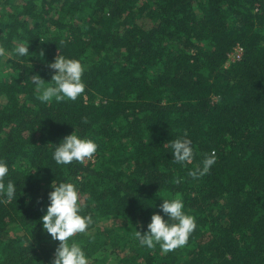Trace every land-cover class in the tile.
<instances>
[{"label": "trees", "instance_id": "16d2710c", "mask_svg": "<svg viewBox=\"0 0 264 264\" xmlns=\"http://www.w3.org/2000/svg\"><path fill=\"white\" fill-rule=\"evenodd\" d=\"M0 47V159L17 183V199L0 194V264H52L40 218L65 180L94 220L73 238L89 264H264V0H0ZM58 55L87 66L85 93L41 103L30 77L48 83ZM73 131L97 152L58 166ZM185 132L196 155L181 165L167 142ZM176 196L196 218L188 244L140 247Z\"/></svg>", "mask_w": 264, "mask_h": 264}, {"label": "clouds", "instance_id": "9594fccd", "mask_svg": "<svg viewBox=\"0 0 264 264\" xmlns=\"http://www.w3.org/2000/svg\"><path fill=\"white\" fill-rule=\"evenodd\" d=\"M28 44H17L14 54L18 57H30ZM8 51L0 47V57L8 56ZM54 74L48 83L40 75L31 76L35 85L37 99L41 103L53 100L76 101L85 93L86 82L83 79L87 66L79 59L58 55L49 64ZM52 158L58 166L70 165L73 161L83 164L97 152L98 144L92 138L82 137L74 131L59 143H54ZM167 146L176 163L186 165L195 158V151L187 132L183 136L171 139ZM215 150L204 154L202 166L189 172L193 178L206 175L216 163ZM9 176V165L0 159V194L8 201L17 199V183ZM48 193L46 212L40 218L43 229L59 245L55 249L52 264H89V257L83 246L73 239L77 234H87L89 226L94 223L91 215L82 214V200L79 186L65 180L51 184ZM162 197V196H161ZM161 212L153 213L143 233L136 230L135 237L140 247L160 250L168 253L188 244L191 234L197 228L196 218L185 211L181 197L171 199L163 197L159 205ZM162 213V214H161Z\"/></svg>", "mask_w": 264, "mask_h": 264}, {"label": "built area", "instance_id": "2783aa9c", "mask_svg": "<svg viewBox=\"0 0 264 264\" xmlns=\"http://www.w3.org/2000/svg\"><path fill=\"white\" fill-rule=\"evenodd\" d=\"M241 50L239 48H237L234 53H233V56L232 57H238L239 54H240Z\"/></svg>", "mask_w": 264, "mask_h": 264}, {"label": "rangeland", "instance_id": "374dc122", "mask_svg": "<svg viewBox=\"0 0 264 264\" xmlns=\"http://www.w3.org/2000/svg\"><path fill=\"white\" fill-rule=\"evenodd\" d=\"M7 58H8V56L4 57V58H3V61H5ZM114 224H115V222H114Z\"/></svg>", "mask_w": 264, "mask_h": 264}]
</instances>
